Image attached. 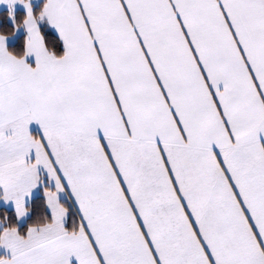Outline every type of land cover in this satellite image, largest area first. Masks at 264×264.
<instances>
[{"label": "snow or ice", "instance_id": "obj_1", "mask_svg": "<svg viewBox=\"0 0 264 264\" xmlns=\"http://www.w3.org/2000/svg\"><path fill=\"white\" fill-rule=\"evenodd\" d=\"M0 264H264V0H0Z\"/></svg>", "mask_w": 264, "mask_h": 264}]
</instances>
